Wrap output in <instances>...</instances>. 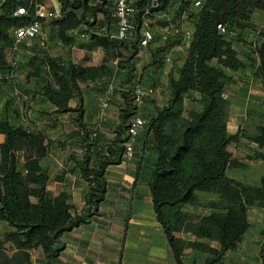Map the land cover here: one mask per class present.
Wrapping results in <instances>:
<instances>
[{
    "label": "trees",
    "instance_id": "obj_1",
    "mask_svg": "<svg viewBox=\"0 0 264 264\" xmlns=\"http://www.w3.org/2000/svg\"><path fill=\"white\" fill-rule=\"evenodd\" d=\"M29 1L0 0V76L4 79L13 70L7 56L8 50L15 46V30L30 20L27 16L16 15V10L28 6ZM60 1L64 15L54 25L56 36L64 43H73V31L83 24L95 26L96 21L88 20H95L100 10L114 21L103 5L94 7L91 0ZM169 2L162 0V8H166ZM255 10L264 12V0H205L194 15V37L186 50L179 75L170 74L168 101L157 105L154 114L144 115L147 124L136 144V181L151 187L157 217L173 248L177 264H184L185 255L191 250L211 254L205 264H224L227 252L238 250L250 228L248 211L251 208L264 209V176L260 185H252L227 174L231 168H249L235 154L244 138L257 144L249 159L264 160V123L259 126L257 135H245L241 129L231 134L228 130L231 102L224 95L234 82L235 74L247 66L239 57L241 39L230 34L255 30L256 25L251 21ZM219 24L226 27L225 33L218 29ZM261 38L256 73L264 92V29ZM132 44L130 56H135L138 45ZM174 46L175 42H170L153 49L154 63L163 66L165 56L162 53L170 52ZM44 62L51 66L55 80H50L45 87L48 100L58 107L59 112H79V132L84 147L82 170L83 177L89 182L86 205L81 214L73 215L67 193L51 196L47 191L49 172L40 166L38 160L31 161L26 176L18 172L17 141L25 133L5 120L0 123V130L6 135L0 163V223L6 222L13 227L4 232V236L19 251L31 249L38 234L44 233L46 254L42 264H63L59 259L62 234L92 220L107 192L106 167L118 161L125 150L135 110L134 87H128L126 92L128 103L116 128L115 146L108 148L110 156L102 155L98 148L99 130H89L82 119L84 98L79 80L87 70L49 54H45ZM134 63H129L130 70H133ZM185 98L198 104V108L189 110L187 115ZM72 103L79 105L71 108ZM260 116L264 120V114ZM198 192L216 194L217 199L203 203ZM31 195L35 203L31 201ZM185 205L207 212L197 214L185 210ZM181 233H190L196 240L183 238ZM212 241L218 245L212 246ZM259 259L264 264V241Z\"/></svg>",
    "mask_w": 264,
    "mask_h": 264
},
{
    "label": "crops",
    "instance_id": "obj_2",
    "mask_svg": "<svg viewBox=\"0 0 264 264\" xmlns=\"http://www.w3.org/2000/svg\"><path fill=\"white\" fill-rule=\"evenodd\" d=\"M46 4L51 10L62 9L60 0L47 1ZM91 5L98 6L94 0H91ZM57 20L49 18L45 22L48 38L51 37L57 43H47V38L45 41L20 43L18 49H11L15 54L11 62L13 76L7 79L0 76V123L8 120L10 125L25 133L17 141L18 172L26 176L31 161L38 160L40 166L49 172L47 191L53 197L67 193V202L72 206V214L75 215L83 212L89 191V182L83 177L82 170L84 147L79 132V112H59L58 107L44 94L47 83L50 80L55 82L51 66L44 62L45 54L64 58L87 70L85 76L79 80L84 98L82 119L89 130H99L100 153L110 156L108 148L115 146L116 128L128 103L126 92L129 91L128 87H134L136 71L142 69L144 81L143 73L150 77L152 73L147 70L143 72L147 61L158 67L159 70L155 73L160 74L168 66L166 61L169 53L174 49L176 53L180 48L185 51L190 43H175L170 52L162 53L165 62L160 66L153 61V49L163 47L164 43L151 45L144 56L139 55L138 51L135 56H130L133 44L111 39L110 36L117 32V25L104 11L97 13L95 26L90 27L86 23L73 31L74 42L69 44L56 36L54 23ZM160 22L163 23L162 20ZM257 22L263 21L258 18ZM79 30L82 35H78ZM240 59L247 64L246 67L250 63L259 66L257 56H252L250 62L243 57ZM40 63H44L42 69L39 67ZM129 63H134L133 70L128 68ZM235 75L236 80L246 82L247 79L251 86L249 89L237 87L228 97L231 102L228 130L231 134L241 129L245 135H257L259 126L263 124L260 115L264 114L261 80L256 71L252 74L241 71ZM124 79H128V83ZM157 81H160L159 75ZM8 84H12L11 92L5 91ZM110 84L115 87L110 107L104 112L101 105H95L92 109L89 103L99 92L104 96ZM155 93L145 95V116L156 112L159 102L154 103L150 98ZM167 93L170 94V87ZM43 99L44 103L41 104ZM78 105L72 103L71 108ZM196 106L198 107L197 103ZM5 143L6 135L0 130V163ZM256 146V143L246 138L241 141L235 154L249 168H231L227 172L229 177L247 184L260 185L264 176V160H250L238 152L241 147H247L250 152V148L255 149ZM119 158L106 167L107 192L92 220L62 234L60 240L63 247L59 259L63 264H177L173 248L157 217L150 185L136 181V165L126 161L124 151ZM93 163L94 159L91 166ZM248 219L250 228L245 233L238 252H227L226 261L231 256L230 253L236 252L239 254L236 253L238 258L235 261L240 264H253L251 261L248 263L247 258L259 257L264 241V209L251 208ZM180 235L186 237L185 233ZM199 252L188 251L184 264H205L207 259H198ZM259 264H262L261 260Z\"/></svg>",
    "mask_w": 264,
    "mask_h": 264
},
{
    "label": "built area",
    "instance_id": "obj_3",
    "mask_svg": "<svg viewBox=\"0 0 264 264\" xmlns=\"http://www.w3.org/2000/svg\"><path fill=\"white\" fill-rule=\"evenodd\" d=\"M55 0H30L28 6H20L16 15L27 16L29 22L15 30V50L20 43L27 41H45L48 32L45 28L47 19H61L62 9L51 10L46 2ZM110 12L117 25V32L111 39L122 42L129 41L138 45V54H146L147 49L158 43H191L195 33L194 15L199 12L205 0H170L166 8H162V0H94ZM94 21V19H91ZM163 21L161 23L160 21ZM220 31H226L222 24ZM11 75L6 76L10 78ZM133 103L135 106L125 142L124 158L128 162L136 159V144L143 128L147 124L143 107L145 95L153 92L147 88L142 78V69L134 74ZM114 85L110 84L100 100L101 110L110 107Z\"/></svg>",
    "mask_w": 264,
    "mask_h": 264
},
{
    "label": "rangeland",
    "instance_id": "obj_4",
    "mask_svg": "<svg viewBox=\"0 0 264 264\" xmlns=\"http://www.w3.org/2000/svg\"><path fill=\"white\" fill-rule=\"evenodd\" d=\"M262 20L263 22H257V19ZM96 20V19H95ZM94 20V22H95ZM90 22H93L92 20L89 19ZM251 21L256 25V29L255 30H246V31H236L230 34L231 37L238 39H241V42L239 43H243L241 44V46L239 47V56L243 57L247 60H249V62L251 61L250 57H258V46L260 45L262 38H261V33L263 32L264 29V13L262 11L259 10H255L252 12L251 14ZM263 25V26H262ZM85 29V28H83ZM224 32V31H222ZM84 33V32H83ZM225 33V32H224ZM78 35H82L81 30L78 31ZM47 43H57L55 40H52L51 37H49L47 39ZM81 40L78 42L80 43ZM44 43V42H43ZM46 43V42H45ZM177 51V50H176ZM185 54V55H184ZM249 55V56H248ZM8 61L11 63L13 58H15V54L13 51L8 50ZM186 58V50L184 51V48H180L178 49V52L175 53V49L173 51H171V53H169V55L167 56V61L166 64L168 65L166 68L162 69L160 74H158L160 76V81H157V77L158 75H156L155 72H157L159 69H157L158 67H154L152 65H150L149 63H145L144 65V69L143 72L145 70H147L148 72L152 73L151 74V79L149 77L148 74H144L145 76V81L143 78V82L145 83V86L147 88H150L153 90L152 93H155L154 96L150 97L151 101H153L154 103L159 102V104H164L166 101H168L169 98V93H167V90H169V84H170V74L173 72L174 75H179V71L180 68L182 67V61H185ZM182 60V61H181ZM180 61V62H179ZM44 66V63H40L39 67ZM257 65L255 63H250L249 67H246L244 69V71H247L249 74H252L253 71H257ZM43 71V70H42ZM47 74L48 71L44 70ZM236 76V75H235ZM124 78V77H123ZM246 82H244L243 80L241 82H239V80L235 78L234 82H232V84L230 85V87L226 90V92L224 93L225 97L228 99V97L231 96V92H233L235 89H237V87H240L241 89H249V87L251 86L250 83L248 82L247 79H245ZM127 81V79H124V82ZM153 85L154 87L150 86ZM12 84H8L5 86V91L7 92H11L12 91ZM253 89V87H251ZM159 89V90H158ZM18 91H20V88H17ZM21 92V91H20ZM17 95H20L19 92H17ZM103 96V93H98L96 98L94 100H92V102L89 103V106H91V108L93 109V107L95 105H100V100ZM2 97V96H0ZM229 100V99H228ZM230 101V100H229ZM186 102L185 108H186V113L185 115H187L189 110L192 109H197L198 107L196 106L195 101H193L190 98H185L184 103ZM44 103V99L41 102V104ZM231 107V106H230ZM91 109V111H92ZM251 115V113H249ZM261 123H264V120H261ZM261 126V125H260ZM257 147V146H256ZM256 149V148H255ZM255 149L250 148V152L247 150V147H241L239 148L238 152L242 155H244L246 158H249L250 155H252L255 151ZM134 164L136 163L135 161H133ZM132 162V163H133ZM136 165V164H135ZM199 193V198L203 203H208L212 200L217 199V195L213 194V193H207V192H198ZM31 201L34 200L33 195L30 196ZM35 203V200L33 201ZM56 208H54L55 211ZM185 210H189V211H193L197 214H204L207 212V210L204 209H195L190 205H185L184 206ZM57 210V209H56ZM13 229V227H11L10 225H8V223L6 222H2L0 223V264H42V262L45 259V238H44V233H39L38 236L35 238V246H33L31 249L26 250V251H19L15 248V246H13V243L10 241H7L5 236H4V232L6 231H11ZM186 239L189 240H196V237H192L190 233H185ZM182 236V235H180ZM201 241H206L205 239H200ZM210 244L212 246H217L218 243L217 242H210ZM238 252V251H237ZM236 252V253H237ZM199 257L198 259L200 260H206L208 258H211L212 255L208 254V253H202L199 252ZM234 253H230L231 256L227 257V261L224 264H240L238 262H236L235 258H238L237 254ZM192 255V254H190ZM249 259L248 263L251 261L253 264H259L260 263V259L259 257L257 259L254 258H247ZM246 261V260H245Z\"/></svg>",
    "mask_w": 264,
    "mask_h": 264
}]
</instances>
